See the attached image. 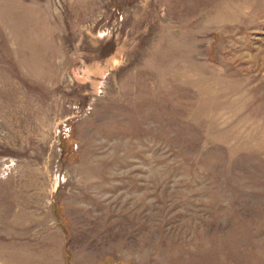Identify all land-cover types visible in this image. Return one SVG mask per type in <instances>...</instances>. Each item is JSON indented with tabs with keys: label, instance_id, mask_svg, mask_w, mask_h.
I'll use <instances>...</instances> for the list:
<instances>
[{
	"label": "rangeland",
	"instance_id": "1",
	"mask_svg": "<svg viewBox=\"0 0 264 264\" xmlns=\"http://www.w3.org/2000/svg\"><path fill=\"white\" fill-rule=\"evenodd\" d=\"M0 264H264V0H0Z\"/></svg>",
	"mask_w": 264,
	"mask_h": 264
}]
</instances>
